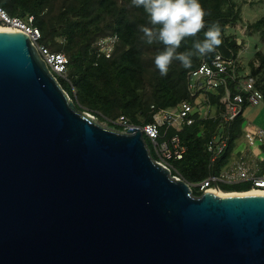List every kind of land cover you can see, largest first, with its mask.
Listing matches in <instances>:
<instances>
[{"label":"water","instance_id":"1","mask_svg":"<svg viewBox=\"0 0 264 264\" xmlns=\"http://www.w3.org/2000/svg\"><path fill=\"white\" fill-rule=\"evenodd\" d=\"M0 264H264V195L194 197L0 32Z\"/></svg>","mask_w":264,"mask_h":264},{"label":"trees","instance_id":"2","mask_svg":"<svg viewBox=\"0 0 264 264\" xmlns=\"http://www.w3.org/2000/svg\"><path fill=\"white\" fill-rule=\"evenodd\" d=\"M200 3L209 13L206 22L216 21L221 26L223 43L216 51L238 57L236 35L227 34V31L240 23V9L231 0H200ZM0 8L10 17L25 21L33 18V26L41 34L40 43L53 53H64L69 60L68 82L58 80L62 90L73 100L77 110H85L109 128L118 131L109 122H115L121 116L131 124L142 125L153 121L156 110H174L183 102L192 105L195 108L190 116L193 124L184 125L177 133L185 153L181 160L172 162L186 183L205 180L209 174L226 166L237 153L246 125L244 112L249 107L246 101L241 112L222 126L225 89L204 91L199 104L195 105L187 88V74L200 65L203 57L209 60L213 53L194 56L190 68L173 61L168 74L161 76L155 67L154 56L163 45H149L143 40L141 26L151 25L144 10L132 6L131 0H0ZM246 28L258 31L264 41V18ZM113 34L118 36V42L111 57L96 58L93 43ZM198 38L203 39V31ZM192 42L191 38L185 40L178 52L189 50ZM247 67L264 103V52L256 51ZM241 72L242 68L238 67L226 76L232 96L237 93L236 86L244 77ZM166 132L167 138L176 134L172 129ZM218 134L228 139V145L211 166L207 145ZM144 139L148 146L149 141ZM247 190L249 187L245 184L224 185L223 188L224 192ZM191 191L194 197L201 196L197 191Z\"/></svg>","mask_w":264,"mask_h":264},{"label":"built area","instance_id":"3","mask_svg":"<svg viewBox=\"0 0 264 264\" xmlns=\"http://www.w3.org/2000/svg\"><path fill=\"white\" fill-rule=\"evenodd\" d=\"M32 21V17H29L27 21L18 17H10L0 8V27H6L11 29V32H21L27 35L55 79L68 82L69 60L67 56L64 53H53L41 44V34L33 26ZM117 42L118 36L116 34L98 38L92 45L96 58H110ZM238 64V57L225 56L216 51L209 60L203 57L200 65L187 74V88L191 97L195 99V105L199 104L197 100L201 98L204 91L225 89V96L222 98L225 109L221 114L222 126L230 123L241 112L244 101L249 106H258L262 103V95L255 89V80L249 72H245L242 81L236 86L237 93L232 96L229 92L226 76L229 72H234L236 68L240 67ZM234 77L235 75L231 78ZM241 93L244 94L245 99ZM194 109L189 103L183 102L174 110H156L153 121L150 123L134 125L129 123L124 116L109 123L118 128V132L125 133L138 129L143 139L145 137L149 141V145L146 144V147L152 161L166 168L172 178L184 181L175 171L172 162L181 160L185 153V147L180 144L177 133L184 125L193 124L194 120L190 116L194 113ZM87 115L93 116L89 113ZM169 129L174 130L176 134L167 138L166 131ZM242 138L246 144L244 150L238 151L226 166L218 172H212L205 180L195 184L187 183L190 189L201 195L209 191H219L220 193L264 192V130L246 124ZM227 145L228 139L222 134L212 137L207 145V151L211 154V166L223 154ZM220 184L229 186L245 184L249 190L224 192L219 188Z\"/></svg>","mask_w":264,"mask_h":264},{"label":"clouds","instance_id":"4","mask_svg":"<svg viewBox=\"0 0 264 264\" xmlns=\"http://www.w3.org/2000/svg\"><path fill=\"white\" fill-rule=\"evenodd\" d=\"M131 4L144 10L151 25L141 26L143 40L149 45H163L154 56L155 67L161 76L168 74L173 61L190 68L194 56L214 53L223 43L219 22H206L209 13L200 0H131ZM202 31L203 39H200L198 36ZM189 38L193 40L190 49L178 52Z\"/></svg>","mask_w":264,"mask_h":264},{"label":"rangeland","instance_id":"5","mask_svg":"<svg viewBox=\"0 0 264 264\" xmlns=\"http://www.w3.org/2000/svg\"><path fill=\"white\" fill-rule=\"evenodd\" d=\"M231 1L237 6V8L240 9L241 21L234 28H230L227 31V34L236 35L235 38L239 45L237 53L239 61L238 66H240V69L242 68V72L240 74L244 75L245 72L249 71L247 65L253 59L254 53L259 50L261 52H264V41L261 40L259 32L254 30L249 31L246 28L248 27V25L257 22L261 18H264V0ZM69 100L73 102V100ZM198 101L199 99L197 100V102ZM79 111L86 115L88 114V112L83 109H80ZM244 117L249 123H253L254 126L264 130V103L262 102L258 106H249L248 109H246L244 112ZM90 118L96 125L100 126L101 128L118 132L117 130L109 128L105 122L100 121L98 118L94 116H91ZM245 147L246 144L244 140L241 139L238 142L236 150L237 152H240L244 150ZM219 188L223 190L224 185L220 184Z\"/></svg>","mask_w":264,"mask_h":264},{"label":"bare ground","instance_id":"6","mask_svg":"<svg viewBox=\"0 0 264 264\" xmlns=\"http://www.w3.org/2000/svg\"><path fill=\"white\" fill-rule=\"evenodd\" d=\"M5 31H11V29H8L6 27H0V32H5ZM212 193L217 196H222V197L235 196V195H264V192H259V191H250L248 193H223V192L220 193L219 191H215V192L212 191Z\"/></svg>","mask_w":264,"mask_h":264},{"label":"crops","instance_id":"7","mask_svg":"<svg viewBox=\"0 0 264 264\" xmlns=\"http://www.w3.org/2000/svg\"><path fill=\"white\" fill-rule=\"evenodd\" d=\"M248 109V108H247ZM246 124H249V125H253V123H249L247 120H246ZM254 126V125H253Z\"/></svg>","mask_w":264,"mask_h":264}]
</instances>
